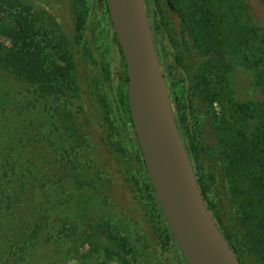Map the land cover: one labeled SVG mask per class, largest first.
Masks as SVG:
<instances>
[{
	"label": "rangeland",
	"instance_id": "rangeland-1",
	"mask_svg": "<svg viewBox=\"0 0 264 264\" xmlns=\"http://www.w3.org/2000/svg\"><path fill=\"white\" fill-rule=\"evenodd\" d=\"M23 1L30 5L45 50H52L62 75L55 94L12 75L0 79L5 93L0 95V167L10 180L4 195L12 198L0 230L5 245L0 247V264H58L60 259L61 264H174L131 177V168L137 167L132 148L127 155L119 152L118 142L126 134L119 130L123 123L110 133L114 115L108 99L100 98L105 94L96 78V58L88 59L82 49L86 35L97 39L95 16L87 11L90 0ZM242 2L253 25L264 27V6L258 0ZM159 4L168 34L181 40L175 51L193 85L192 110L200 119L196 139L215 144L220 107L206 100L201 80L203 70L213 65L206 54L209 38L200 25H187L184 19L186 12L195 11L199 18L207 9L202 0ZM222 6V12L231 14L237 0H223ZM228 25L232 29L224 32L232 35L237 23L229 18L222 26ZM234 58L229 54L226 74L233 101H264L254 73L237 66ZM208 161L204 154L206 168ZM215 166L211 171L217 181L209 201L220 227L233 239L239 231ZM37 230L36 240H29ZM76 244L84 246L77 251ZM237 252L242 264H263L239 246Z\"/></svg>",
	"mask_w": 264,
	"mask_h": 264
},
{
	"label": "trees",
	"instance_id": "trees-1",
	"mask_svg": "<svg viewBox=\"0 0 264 264\" xmlns=\"http://www.w3.org/2000/svg\"><path fill=\"white\" fill-rule=\"evenodd\" d=\"M258 1L264 6V0ZM222 2L223 0H202L207 12L198 18L195 11H189L184 18L187 25H196L198 28L200 25L209 38L206 54L212 57L213 65L203 70L201 80L206 100L220 107L219 123L215 128V144L203 143L199 139L196 141L198 154L194 171L202 196L208 202L210 187L217 181L216 175L211 171L212 166L216 165L219 171L217 176L229 197L239 232L232 239L224 229L221 230L240 264L242 261L237 246L245 249L255 261L264 264V101L234 102L226 77L231 69L228 56L232 53L237 66L240 64L254 73V84L264 93V27L253 25L242 0H237V10L232 12L227 9L232 12L228 15L222 12ZM30 9V5L23 0H0V79L2 76L12 75L38 85L41 92L55 94L60 89L57 80L62 75L61 70L53 60L52 50H45L46 44L40 36L39 26L34 15L30 14ZM229 18L237 23L236 31L232 35L224 32L232 29L231 25L222 26ZM119 58L113 51L109 58L111 65L124 66ZM2 90L0 87V95L5 94L1 93ZM100 98L107 100L105 95ZM194 120L195 133L196 129L199 131L200 119ZM115 124L114 119L109 122L111 134H115ZM118 144L119 152L127 155L128 146L124 145V141L120 139ZM136 150L138 149L132 146L137 167L131 168V177L146 201L151 220L161 229L166 245L174 254L180 253L175 241L169 236L143 162ZM204 154L209 158V164L206 163L208 168L202 162ZM9 182L7 171L0 167V230L4 224L6 207L12 205L11 195H4L9 189ZM40 233L38 230L31 232L29 240L35 241ZM83 246L84 244H76L74 249L78 251ZM0 247H5L1 239ZM1 251L4 252L2 249ZM25 255L23 253L19 260H23ZM58 264H61V259Z\"/></svg>",
	"mask_w": 264,
	"mask_h": 264
},
{
	"label": "water",
	"instance_id": "water-1",
	"mask_svg": "<svg viewBox=\"0 0 264 264\" xmlns=\"http://www.w3.org/2000/svg\"><path fill=\"white\" fill-rule=\"evenodd\" d=\"M125 64L131 125L169 236L186 264H240L203 198L194 160L176 123L145 0H104Z\"/></svg>",
	"mask_w": 264,
	"mask_h": 264
},
{
	"label": "flooded vegetation",
	"instance_id": "flooded-vegetation-1",
	"mask_svg": "<svg viewBox=\"0 0 264 264\" xmlns=\"http://www.w3.org/2000/svg\"><path fill=\"white\" fill-rule=\"evenodd\" d=\"M166 2L169 4V0H166ZM159 3H161V0H145L146 9L149 15H151L150 23L153 42L159 60L167 73L172 93V101L176 110L177 126L185 142L186 149L192 155L195 162L198 151L196 147L197 139L194 133L196 127V120H194V118H197L198 121L199 118L194 115L195 112L192 110L191 105L193 85L188 82V77L181 64L179 53L175 51V48H178L181 44L180 37L175 40L168 34ZM87 11L90 17L95 16L94 27L97 39H94L92 34L86 35L82 49L84 53L88 55V59H90V56L91 58H96V78L108 99L116 124L120 125V122L123 123V127L119 126V130H124L126 132V134L122 136L124 145H127L129 148H132V146L137 148L138 150H136V152L139 154V148L135 139L127 106L125 64L124 66L120 65L114 67L109 60L113 51H115L118 56H120V53L118 52L117 41L112 31L104 0H90ZM90 27L91 25L88 22V31H90ZM97 47H99V54L96 52ZM121 60L123 61L122 58H119L120 63ZM208 202L212 208L210 201ZM168 249L174 264H186L181 252L174 254L169 247Z\"/></svg>",
	"mask_w": 264,
	"mask_h": 264
}]
</instances>
